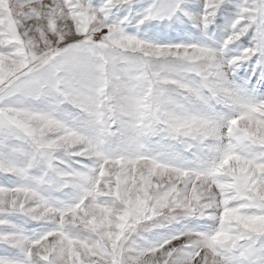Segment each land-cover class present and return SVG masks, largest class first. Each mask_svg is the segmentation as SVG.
<instances>
[{"label":"snow or ice","instance_id":"obj_1","mask_svg":"<svg viewBox=\"0 0 264 264\" xmlns=\"http://www.w3.org/2000/svg\"><path fill=\"white\" fill-rule=\"evenodd\" d=\"M0 264H264V0H0Z\"/></svg>","mask_w":264,"mask_h":264}]
</instances>
